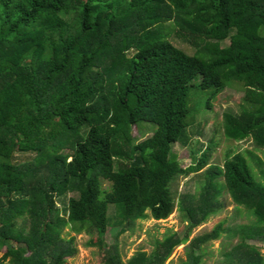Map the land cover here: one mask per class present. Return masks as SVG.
Segmentation results:
<instances>
[{
  "label": "trees",
  "instance_id": "16d2710c",
  "mask_svg": "<svg viewBox=\"0 0 264 264\" xmlns=\"http://www.w3.org/2000/svg\"><path fill=\"white\" fill-rule=\"evenodd\" d=\"M197 77L210 98L243 86L242 111L224 115L226 138L264 151V0H0V264H66L77 249L65 228L96 232L89 245L103 264H166L186 243L181 264H201L226 233L239 242L221 251L223 264H264V163L256 158L258 178L243 154L211 165L214 139L185 169L173 154L189 141ZM145 124L156 128L136 142ZM207 168L198 195L175 196L178 177ZM223 187L254 219L189 239L223 210ZM110 205L117 225L166 220L178 206L185 231L124 262L104 241Z\"/></svg>",
  "mask_w": 264,
  "mask_h": 264
},
{
  "label": "rangeland",
  "instance_id": "374dc122",
  "mask_svg": "<svg viewBox=\"0 0 264 264\" xmlns=\"http://www.w3.org/2000/svg\"><path fill=\"white\" fill-rule=\"evenodd\" d=\"M175 46L185 51L187 54H194L195 50L188 44L180 41L175 36L171 37ZM227 45V42L224 43ZM200 78L194 80L195 86L189 89L187 106L189 108L187 134L189 141L185 147L180 144H174L172 147L180 167L185 169L192 163L193 155L197 154L199 158L201 152L207 147V144L214 139L217 144L216 151L211 159V165L223 167L224 163L238 154H243L247 160L253 175L258 178L259 168L257 160L264 163V151H256L251 140L242 142L231 141L226 138L224 127V115L226 112L240 113L244 106V88L242 85L233 84L217 97H211V90H201L197 87ZM210 101L211 106L207 104ZM154 124H145L139 126L135 131V141L140 142L150 137ZM252 155V157L250 156ZM257 158V160H256ZM18 159H22L18 157ZM205 169L199 174H192L188 177H178L172 184V192L178 197L181 194L195 196L202 191L206 182ZM221 185L224 182L220 179ZM103 189L109 190L111 184L102 180ZM77 197L75 193L68 194L65 198L58 201L60 207L67 204L68 199ZM219 201L223 203L222 211L213 214L208 220L198 227L194 228L189 239L208 233L221 220L225 221V226L235 227L241 223H247L254 219L252 215L244 208L239 206L233 200L231 194L226 188H222ZM178 198H176V203ZM109 217L111 226L108 227L104 237L107 246L116 245L121 253L124 262L139 252L149 254L153 250V244L156 239L162 240L166 235L177 232L181 235L185 231V221L182 219V213L176 206L174 213L166 220L157 221L151 217L145 220H137L131 224L117 225L116 208L109 206ZM22 223V221H21ZM65 239L74 237L73 245L76 247V254L66 259V264H103L104 253L97 245H89L90 240L97 239V233L82 232L74 234L71 229L65 228L62 234ZM239 239L232 234L226 233L219 240H214L205 246V256L201 264H223L221 251L235 245ZM183 244L175 249L172 256L166 264H181L185 259ZM256 246L264 256V245L256 243Z\"/></svg>",
  "mask_w": 264,
  "mask_h": 264
}]
</instances>
